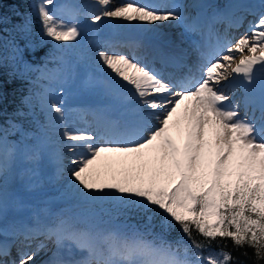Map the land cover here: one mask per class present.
Returning <instances> with one entry per match:
<instances>
[{
	"label": "rangeland",
	"instance_id": "374dc122",
	"mask_svg": "<svg viewBox=\"0 0 264 264\" xmlns=\"http://www.w3.org/2000/svg\"><path fill=\"white\" fill-rule=\"evenodd\" d=\"M99 1L38 0L35 2L33 7L34 14L36 16L43 15L49 21L46 30L49 36L53 37V48L56 51L57 64L43 71L42 78L45 83H43L44 85H42L40 91L37 92L36 97L39 109L44 118L39 133L27 137L28 143L23 146H19L4 135L0 136V148L3 149L2 151L8 150L9 156V158L3 159L2 163H4V167L6 166V170L1 173L0 181L6 179L10 174L7 168L10 159H12L16 175H22L29 183L25 186V189L15 192V196L19 197L15 203H0V224L7 218L13 217L18 210H23V216L27 217L31 213H40L44 217L50 216L53 222L56 221L53 228L61 232H63V227L66 224L81 229L78 235L68 238L75 242H77L76 240L84 239L86 233L105 227L109 229L104 235L106 236L105 247L112 249L115 254L122 250H127L136 252V258H143L146 257L149 251L153 254H155L153 251H164L172 257L173 261L183 264H194L186 257H181L168 248L147 243L143 238L139 242L128 240L124 236L123 230L111 220H107V218L116 211L118 205L122 202L145 195L148 192L154 193L156 198H163L167 208L171 207L180 213L190 211L198 203L205 215L217 214L219 211V185L231 190H238L240 186L247 184L264 190V165L262 164L264 163V139L260 140L258 137H254L251 126H248L244 142L233 140L227 133H216L213 127L209 126V122L201 117V136L199 140H194L192 137L193 120H190V118L183 119L178 114V107H183V109L186 107V97L189 94L193 95L194 90L188 89L184 92L178 88H172L174 97L179 94L181 98L175 100L169 115L165 117L170 121L154 137L155 140L152 137L155 135L153 128L148 133L140 131V134L143 133L144 144L162 141L164 146L161 147V150L156 151L153 147L147 146L143 149V152L134 156L131 153L120 155V158L115 156L116 159L111 158L112 167L107 164L106 166H96L98 160L101 161V159L98 157L90 158L91 167L87 170L94 171L92 175L93 181L92 183L82 184L86 189L85 195H81L77 191L78 187H80L79 182L76 181V185L73 184L75 180L73 176L80 178L81 173L74 174L78 163H76V159L70 158L68 153H66V144L71 140L84 141L83 143L96 141L98 136L87 131H83V135L77 132L61 131L56 126V113L60 114L64 110L65 104H72L75 101L79 104L86 102L99 107V110L102 109L104 111H101V114H104L106 118H109L108 116L111 114L110 107L112 106L114 110L118 111L112 110L116 117L121 118L124 115L129 118L131 114L122 113L123 108L121 105L125 102L122 93L127 90L131 93L135 91L131 90L129 85L122 92H116L114 88L120 83L127 81L129 79V71H133L138 66L145 73L157 78L146 67L148 63H137L139 58L133 51L134 40L132 39H135L136 44L143 40L145 45L148 46L152 42L150 39L151 35H154L152 30L145 31L144 37V28L140 31L139 28L133 27L124 31V33L122 32L121 40L125 42L126 50L125 52H116V50H112L109 47L111 35L102 29L96 31L98 24L90 21V17H97L101 13H113L114 8H110V2L114 3L118 8L131 6L135 9H140L153 18H158L160 14H168L165 11L153 12L129 0H110L105 3ZM172 1L175 4L180 3L178 0ZM87 3L91 4L92 13L84 7ZM190 4L191 0H187L185 3L187 16L184 20L188 26L191 14ZM63 6L72 10L74 12L73 15L70 16L69 14L71 13H68V16H66L64 10L62 11L61 9ZM67 17L68 19H74V21H66ZM77 24L82 26V30L76 28ZM83 27L89 30V35H87L88 32ZM246 29L247 27L243 29V35H245ZM247 30L251 32L247 36H253V39L250 40V37H248L247 40L251 41L255 51L253 49L246 50L239 59L249 54L264 58V12L259 18L254 20L253 25L249 26ZM186 35L189 39L195 40L196 38V34H193L192 31H186ZM128 36L132 39L127 38ZM156 36L158 37V35ZM104 38L109 40L106 45L103 44ZM166 38L167 36H163L162 39L158 40L156 44L159 48L162 47ZM69 42L72 44H69ZM179 46L180 50L178 52L184 56L185 52L188 51V46L184 43H180ZM231 46L234 47L235 45L231 44L228 48H231ZM98 50L111 51V54H115L120 60L108 61L106 60L107 58L99 56ZM18 54L19 48L15 45L10 55L15 56ZM226 55H220L219 53L208 64L196 56L197 60L191 64L188 61L186 66L198 79L207 77L205 81L210 84L212 83V76L209 75L210 70L214 71L218 65L222 64ZM141 57H144V55ZM195 63H198L199 66L194 68ZM203 65L206 66L204 67ZM19 67L25 68V64L20 62ZM81 68H84L85 71L82 72ZM71 73H74V78ZM223 77H220L214 83L221 84ZM187 81L194 85L193 87H197V83H193L189 79ZM225 93H220L219 97L223 98L227 104L229 103L226 108L221 109L223 112H228L231 119H229V124L232 125L235 122L239 123L246 120L243 117L240 118V112L243 108L242 99L232 104V97ZM201 94L200 91L199 95ZM142 96L146 98L145 95ZM214 96L216 94H213ZM118 98L124 102H119ZM150 100L153 102L154 98ZM137 102L139 105L140 99ZM167 102H169V99L163 104L166 106ZM211 102H214L213 99ZM107 104L110 105L109 108L106 107ZM80 112L81 110H78V114ZM148 113V110L142 109L136 114L148 116ZM65 120L67 121V119ZM92 121L94 124V120ZM147 122L154 124L153 126L157 125L156 121L151 117H148ZM170 123L171 126L168 125ZM118 124L122 125V122H118ZM165 134L171 136L169 141L165 140ZM74 135L79 136L72 137ZM218 137H221V139ZM170 144L174 148H171ZM117 148L124 147H110L112 151ZM78 149L82 151V148ZM73 152H76V150H73ZM52 156H59L63 159L64 162L62 161L61 163L56 161V163L61 165V167L57 168V173L58 177L63 176L67 180L63 178L60 182H55L52 177H48L44 180L45 182L39 184L41 183L39 174H35L38 171L37 165H42L46 160H50ZM83 168L85 169V167ZM105 170L108 171L106 175H103L102 172ZM37 177L38 180H36ZM200 186H203V192L197 198L196 192ZM1 191L2 189L0 188ZM3 195L6 196L4 201L9 200V195L7 196L6 192ZM74 195H76L75 201L71 202L73 201L71 196ZM31 203H37V206L29 208L32 207ZM12 204L13 206H11ZM2 207H5V209ZM79 245L81 247L85 246L84 243ZM31 257L32 254H27L20 258L18 262L19 264H30L33 261V259H30ZM207 264H211V262L209 263L208 261Z\"/></svg>",
	"mask_w": 264,
	"mask_h": 264
},
{
	"label": "bare ground",
	"instance_id": "6f19581e",
	"mask_svg": "<svg viewBox=\"0 0 264 264\" xmlns=\"http://www.w3.org/2000/svg\"><path fill=\"white\" fill-rule=\"evenodd\" d=\"M101 1L105 3L109 2L110 0H100L99 2ZM161 1L163 2L162 6H164L163 11L167 12L168 14H160L158 18L150 17L142 10L135 9L131 6L118 8L112 2H110V8H114L113 13L108 12L101 13V15L97 17L92 16L95 19L90 17V21L98 24V28L96 29V31L102 29L111 35L112 38L110 37L111 44L109 47L112 50H116V52H125V42L121 40V33H124V31L129 28L137 27L140 29V31L142 28H144L143 37L145 36V31L148 30H152V33L158 35V37L156 36V41L152 43L154 50L152 49V47L145 45L143 40L138 42L137 44L135 43L133 45V51L139 59L136 56L133 57H136L139 60L137 61V63H139L143 62L145 59V57L141 56L143 54H148L149 64L153 62L156 65V69L159 71V73L162 74V78L156 79L150 74L145 73L142 68H139L138 66L133 71H129V79H127V81L120 83L117 87L114 88L116 92H122L126 90L127 86L129 85L131 87V90L133 89L135 91V95L128 90L122 93L125 102L118 98L119 102H124V104L121 105L123 108L122 113L131 114V116H129L130 119H128L127 116H124L122 118V122L125 127L124 133L118 132V127L122 125L120 124L119 126H116L111 122L110 119H106L105 115L101 114V111H104L102 109L99 110V107L90 109L89 106H87L88 114H90L92 120L96 121V125L92 124L91 122L85 121V119L82 118V116L78 115L76 112L71 113L63 110L60 112V114L56 113V126L61 131L70 133L77 132L80 133V135H83V131L90 132L94 135L96 131L98 135L101 134V136L96 139V141H87V143H83L84 141L77 142L71 140L66 144V153H68L70 158L76 159V163H78L74 170L75 172L73 171L74 174H77L78 172L81 173H79L81 175L80 178L77 176H73V178H75L73 184L76 185V181L79 182L78 184H80V187H78L77 191H79L81 195L85 193L86 189V187H84L82 184L92 183L93 181L92 175L94 174V171L87 170L91 167L89 161L91 160L90 158L98 157L101 159V161L98 160L97 165L95 164L96 166H106L107 164L111 165L110 167H112L111 158H115V156L116 158H120V155H125L127 153H131L134 156L143 152V149L147 146H151V148L153 147L154 149H156V151H159L161 150V147L164 146L162 141L152 142V144H144L143 135L137 133V131L139 130L143 131L144 133H148V131L153 128L155 135L152 137L154 139V137H156L160 133V131L164 129V126L167 124V122L170 121L165 117L169 115L172 106L175 104V100L181 98V96L179 97V94L177 95V97H174L173 89L166 83L169 82L171 84H175L179 77H181L180 70L178 68L164 69L162 66L163 62H161L162 60H159L163 55H166L165 57L167 58H175H168L169 62L173 63L176 62L179 64L183 61L189 60H192L194 62L197 60L195 58L197 56L201 61H204L206 64H208L215 58V55L217 53H220V55L227 54L223 59V63L218 65L216 71H214V73L212 71L211 73H209L210 75H212V83L209 84L205 82V79L207 77L199 78L197 80V77L195 75H189L190 79L194 81L197 80L198 86L196 89H194L193 95L189 94L186 97V107L184 109L183 107H178V114L181 115L183 119L190 118V120H193L192 137L194 140H199V137L201 136V117H203V119L205 118V120L209 122V126H212L216 133H227L233 138V140H237L240 142H244L246 140L245 136L248 127L247 123L251 121L250 114L247 115V113H245L241 109L240 118L243 117L246 120L239 123L235 122L230 125L229 123L231 119L228 115V112L221 111V109L226 108L228 104L225 101H221L219 105H216V100L219 98L218 96L213 97V94L217 95L219 93H222L223 90L226 89L224 86L220 87L218 86V84L214 83L215 81H218L223 75L229 74L230 77L232 76L239 82L241 86H243V96L244 94L246 95V98L245 100H243V102L247 103L248 108H250V113L253 110H259L261 112L260 116L264 115V73L260 71V68L264 66V64L259 61V58L252 57L250 59L247 58L245 59V61H242V59L245 58V56H243L241 59H239L242 53H245L246 50L253 49L250 41L251 39H253V36H247L248 34H251V32L245 35H243L242 33L241 36H239V33L227 35L226 38L224 40L222 39L221 42L217 45L218 51L214 52V48L216 47V45L212 40L213 35L205 36V33H203L202 37H198L196 38V40L189 39L187 37L186 31L191 30L190 24L188 26L184 20V18L187 16V8L185 7V3L187 0H178L180 2L179 4H175L172 0ZM197 1L200 2L201 0ZM216 1V5L219 6L225 0ZM244 1L245 0H237L234 3H242ZM65 7L66 6L61 7L62 11L69 10ZM84 7H86L90 13L93 12L91 4L87 3L86 5H84ZM153 23L154 25H152ZM163 36H167L165 41H169L171 38H174V41L176 42L173 43V45L169 46L168 49H166L164 45L162 46V50L166 54L161 53V51L157 52L155 44L158 42V40L162 39ZM248 37H250L249 41L247 40ZM180 43H184L186 44V46H188V51H186L184 56H181L178 53V51L180 50ZM233 43L235 46L228 48L229 45ZM253 50L255 51V49ZM97 52L99 53L100 57L107 58L106 60L108 61L120 60L118 56H116L115 54H111V51L104 52L102 50H98ZM156 57L158 58L157 60H155ZM198 65V63H195L194 68ZM81 71L84 72L85 69L81 68ZM164 71L168 72L167 77H164ZM232 71H234V74H232ZM71 76L74 78V73H71ZM164 78L168 79L163 81L162 79ZM200 91L202 93L201 95H199ZM142 95H145L146 98H144V96ZM152 98H154L153 102H151L150 100ZM139 99L140 103L138 105L137 101ZM168 99L169 102H167V105L165 106V104L163 103ZM212 99L214 101L213 103L211 102ZM106 107L109 108L110 105L107 104ZM141 108L143 110H148L149 115H137L136 113L139 112V110H142ZM110 110L111 112L112 110H114L113 106L110 107ZM114 111L118 112L116 110ZM148 117L153 118L156 121L157 125L153 126L154 124L147 122ZM65 119H67V121ZM251 122L256 123L255 126L260 123L254 121ZM131 123L134 124L133 128L135 129L132 130L128 128V130H126V127H128ZM168 125L171 126V123ZM255 126L252 125V131H254ZM128 132H131L132 134V136L130 135L131 137L129 138L126 137ZM77 136L79 135H74L72 137ZM165 137L170 140L171 136L165 134ZM218 138L221 139V137ZM259 139L261 140L264 138L261 137ZM109 145L110 147L124 148H117L115 151H112L110 147H108ZM170 145L171 148H174L172 144ZM78 148H82V151ZM73 150H76V152H73ZM7 157L9 158L8 154L6 155L4 160ZM56 161L61 163L63 159L59 156H52L50 160H46L42 165H37L38 171H36L35 174H39V179L41 180V183L39 184L45 182L44 180H46L48 177H52L55 182H60L63 178L67 180V178L63 176L58 177L57 168L61 167V165L56 163ZM262 164L264 165V163ZM83 167H85V169ZM4 170V167H0V175ZM7 171H9L10 173L8 177L1 180L3 181L2 183L0 181V188L2 189V191L0 192V199L1 202H5L4 200L6 199V196H4L3 194L4 192H6L7 196L9 195V200H7L6 203L16 202L19 197L15 196V192L25 189V186H27L29 183L22 177V175H16V170L13 166L12 159H10L9 161ZM107 171L108 170L103 171V175H106ZM70 173H72V171H70ZM36 180H38V177L36 178ZM75 196L76 195L71 196L73 200L71 202L75 201ZM22 213L23 212L21 211L16 216L7 218L5 220L6 223L0 226V232L10 236H14L17 245H21L24 247V249H22V247L20 246L17 247V249L19 248V253H22L20 257L22 258L23 256H26V251H34L37 248V244L41 242H43L41 244L42 248L47 247V251L54 248L58 249L54 246V241L51 238V236L54 235L55 232H52L51 236H48L47 234V230L52 229L56 224V221L53 222V219H51V217L49 216L46 218L44 217L41 220L39 219L36 222H31L29 219L30 217H41V214L31 213L30 217H27L23 216ZM26 218H28V220ZM18 219L19 222H17ZM5 227H7L8 230H6ZM24 227L37 234L38 238L36 240L28 239L26 240V242H24V240L21 238V235L18 233L19 230ZM63 229V232H60L59 236L62 239L66 238V241H68V238H73L81 232V229L69 224L64 225ZM108 231V228L100 227L86 233L84 239L76 240L79 244L84 243V247L88 248L89 254L87 260L90 264H183L179 263L178 261H173L172 257L164 251H153L155 254L149 251L146 257L143 258H136V252L131 253L127 252V250L126 252L123 251L122 255L114 254L112 249L105 247L106 236L104 235ZM68 242L73 241L71 239ZM79 249L80 247L76 246L71 253L75 254ZM55 253H60V251H55ZM36 258H38V256L33 255L30 259ZM5 260L7 259H3L0 264H6ZM11 264H19L18 259L12 258Z\"/></svg>",
	"mask_w": 264,
	"mask_h": 264
},
{
	"label": "trees",
	"instance_id": "16d2710c",
	"mask_svg": "<svg viewBox=\"0 0 264 264\" xmlns=\"http://www.w3.org/2000/svg\"><path fill=\"white\" fill-rule=\"evenodd\" d=\"M38 0H0V131H36L43 121L36 92L35 69L52 65L55 54L47 33L48 20L33 13ZM13 45L19 55H10ZM23 62L25 68H20ZM200 191L197 197H200ZM219 212L205 215L196 205L180 213L166 210L154 193L122 202L110 217L155 244L171 247L181 255L211 264H264V190L244 184L232 191L218 186Z\"/></svg>",
	"mask_w": 264,
	"mask_h": 264
}]
</instances>
